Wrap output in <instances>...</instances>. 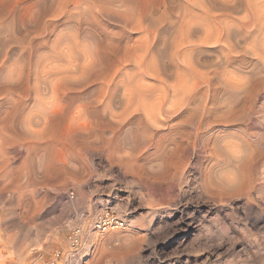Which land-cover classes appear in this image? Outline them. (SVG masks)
<instances>
[{
	"label": "rangeland",
	"instance_id": "rangeland-1",
	"mask_svg": "<svg viewBox=\"0 0 264 264\" xmlns=\"http://www.w3.org/2000/svg\"><path fill=\"white\" fill-rule=\"evenodd\" d=\"M105 207L69 264H264V0H0V264Z\"/></svg>",
	"mask_w": 264,
	"mask_h": 264
},
{
	"label": "built area",
	"instance_id": "built-area-1",
	"mask_svg": "<svg viewBox=\"0 0 264 264\" xmlns=\"http://www.w3.org/2000/svg\"><path fill=\"white\" fill-rule=\"evenodd\" d=\"M124 226L125 220L118 212L112 208L105 207L92 217L86 228L81 225H75L70 228L66 238L67 251L54 250L49 257L42 260L39 264H69V261L76 257L87 230L93 234H102Z\"/></svg>",
	"mask_w": 264,
	"mask_h": 264
},
{
	"label": "bare ground",
	"instance_id": "bare-ground-1",
	"mask_svg": "<svg viewBox=\"0 0 264 264\" xmlns=\"http://www.w3.org/2000/svg\"><path fill=\"white\" fill-rule=\"evenodd\" d=\"M227 73H229V72H227ZM230 74H231V73H230ZM221 75H223V77H224V75H226V74H225V73H224V74L221 73ZM228 77H229V76H228ZM231 77H232V74H231ZM229 78H230V77H229ZM223 79H225V78H223ZM226 80H227V79H226ZM228 80H229V79H228ZM231 80H232V79H231ZM227 82H228V81H227ZM224 83H225V82H224ZM227 84H228V83H227ZM226 86H227V85H226ZM229 87H230V86H229ZM240 88H241V87H240ZM231 97H232V94H231ZM167 111H168V110H167ZM168 112H169V111H168ZM168 112H167V113H168ZM170 113H172V112H169V114H170ZM178 114H179V113H178ZM176 115H177V114H176ZM169 116H170V115H169ZM169 116H168V117H169ZM182 116H183V115H182ZM182 116H180V114H179V117H178V118H180V119H179L180 121L184 120V118H183ZM176 118H177V117H176ZM175 120H176V119H175ZM176 121L178 122V120H176ZM176 124H177V123H176ZM229 141H230V140H229ZM224 143H225V142H224ZM225 146H226V145H225ZM230 148H231V147H230ZM171 157L173 158V156H171ZM171 157H170V158H171ZM228 160H229V159H228ZM228 160H227V162H228ZM172 161H173V159H172ZM170 164H171V162H170ZM170 164H169V167H170ZM169 171H170V169H169ZM169 171H167V172H169ZM232 173H233V172H232ZM232 173H231V174H232ZM227 179H228V178H227ZM229 179H232V178H229ZM229 181H230V180H229ZM227 183H228V181H227ZM227 183H225V184H227ZM233 183H234V182H233ZM228 184H229V183H228ZM228 184H227V185L221 184V185H220V188L223 189V190L230 189V186H229L230 184H229V185H228ZM248 198H249V197H248ZM248 198H247V199H248ZM249 199H250V198H249Z\"/></svg>",
	"mask_w": 264,
	"mask_h": 264
}]
</instances>
